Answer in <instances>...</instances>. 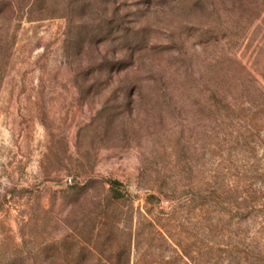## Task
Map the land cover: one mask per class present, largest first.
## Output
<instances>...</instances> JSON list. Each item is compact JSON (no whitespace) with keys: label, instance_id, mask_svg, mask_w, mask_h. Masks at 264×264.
Instances as JSON below:
<instances>
[{"label":"rangeland","instance_id":"374dc122","mask_svg":"<svg viewBox=\"0 0 264 264\" xmlns=\"http://www.w3.org/2000/svg\"><path fill=\"white\" fill-rule=\"evenodd\" d=\"M255 170L264 0H0V264H168L204 225L261 229L190 199Z\"/></svg>","mask_w":264,"mask_h":264},{"label":"trees","instance_id":"16d2710c","mask_svg":"<svg viewBox=\"0 0 264 264\" xmlns=\"http://www.w3.org/2000/svg\"><path fill=\"white\" fill-rule=\"evenodd\" d=\"M210 103L216 111L221 113L219 120H223V114L229 117L236 126L238 132L241 129L250 134L255 132L260 137V129L253 122L247 123L248 108L242 104H231L225 99L223 94L212 91ZM253 132V133H252ZM249 184L240 191L235 190V196L231 197L228 190L219 189L215 184H208L198 189L191 190V200L197 203V207L202 211L214 210L219 216L227 215L231 221L238 223L242 221H260V230L252 232L234 231L232 235L224 236L221 228H215L214 238L217 241L205 237L212 227L204 225L201 227L203 238L199 242H190L181 247L180 253L168 264H264V171H254ZM109 185L110 199L115 203L124 198L127 191L122 181L112 179L107 181ZM256 185V187H254ZM149 197L154 195L149 194ZM263 229V230H262ZM250 231V232H249ZM213 235V234H211ZM165 236V235H164ZM169 238V234H166ZM212 237V236H211ZM259 239V240H258ZM192 246L197 248L195 251ZM124 264H128L124 258Z\"/></svg>","mask_w":264,"mask_h":264}]
</instances>
